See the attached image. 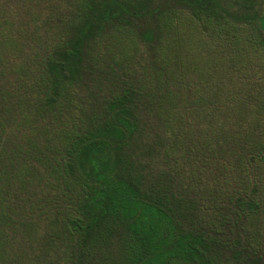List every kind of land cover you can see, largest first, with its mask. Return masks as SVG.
I'll return each mask as SVG.
<instances>
[{
	"label": "trees",
	"instance_id": "obj_1",
	"mask_svg": "<svg viewBox=\"0 0 264 264\" xmlns=\"http://www.w3.org/2000/svg\"><path fill=\"white\" fill-rule=\"evenodd\" d=\"M262 4L0 0V264H264Z\"/></svg>",
	"mask_w": 264,
	"mask_h": 264
},
{
	"label": "rangeland",
	"instance_id": "obj_2",
	"mask_svg": "<svg viewBox=\"0 0 264 264\" xmlns=\"http://www.w3.org/2000/svg\"><path fill=\"white\" fill-rule=\"evenodd\" d=\"M49 1H53V2H57V0H45V2H49ZM62 2H66V0H62ZM259 2H262L264 4V0H259ZM156 3V2H155ZM262 4V5H263ZM264 6V5H263ZM148 24L147 22H145V24H143L144 27H146ZM111 42L107 41L103 43V46L101 47L102 51L107 55V59H110L109 56V49L107 48L108 45H110ZM118 55V54H117Z\"/></svg>",
	"mask_w": 264,
	"mask_h": 264
}]
</instances>
